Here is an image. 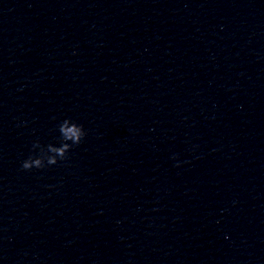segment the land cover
I'll return each mask as SVG.
<instances>
[{
	"label": "clouds",
	"instance_id": "1",
	"mask_svg": "<svg viewBox=\"0 0 264 264\" xmlns=\"http://www.w3.org/2000/svg\"><path fill=\"white\" fill-rule=\"evenodd\" d=\"M58 143L42 144L39 139L32 142L31 154L21 161L22 171L43 170L68 158L72 148L79 146L87 136L82 124L66 118L58 125ZM176 159L175 156L172 157ZM179 167L180 164L175 165Z\"/></svg>",
	"mask_w": 264,
	"mask_h": 264
}]
</instances>
